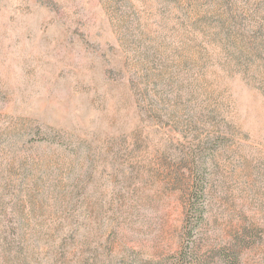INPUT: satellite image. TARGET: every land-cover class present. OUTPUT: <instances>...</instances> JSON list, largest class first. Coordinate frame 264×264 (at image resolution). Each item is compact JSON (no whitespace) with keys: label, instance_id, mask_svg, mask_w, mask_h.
Instances as JSON below:
<instances>
[{"label":"rangeland","instance_id":"374dc122","mask_svg":"<svg viewBox=\"0 0 264 264\" xmlns=\"http://www.w3.org/2000/svg\"><path fill=\"white\" fill-rule=\"evenodd\" d=\"M231 245L264 264V0H0V264Z\"/></svg>","mask_w":264,"mask_h":264},{"label":"trees","instance_id":"16d2710c","mask_svg":"<svg viewBox=\"0 0 264 264\" xmlns=\"http://www.w3.org/2000/svg\"><path fill=\"white\" fill-rule=\"evenodd\" d=\"M203 192H204V189H203ZM203 209H204V207H203L202 204L199 205V207L197 209H195L196 210V213L198 215H200L201 217L203 216V212H204ZM191 231L193 232V230H191ZM240 235H242V234H240ZM235 237L237 238V241L240 242V238L241 237L240 236H235ZM189 240L192 241V238H190ZM232 246H234V245H231V246L222 248L220 250V253L222 254L223 258H225L228 262L230 261L231 264H237L238 263V255H236V254L233 253V251H235V250L232 248ZM231 254H234L235 257L234 258L231 257ZM198 261H200L202 263L204 262L202 259H200V260L198 259Z\"/></svg>","mask_w":264,"mask_h":264}]
</instances>
